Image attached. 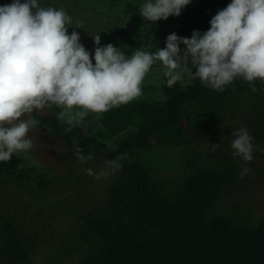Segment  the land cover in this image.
Here are the masks:
<instances>
[{
    "label": "trees",
    "instance_id": "16d2710c",
    "mask_svg": "<svg viewBox=\"0 0 264 264\" xmlns=\"http://www.w3.org/2000/svg\"><path fill=\"white\" fill-rule=\"evenodd\" d=\"M128 2L126 13L136 15L137 5ZM229 3L199 0L182 9L159 30V47L166 46L172 33L186 38L194 30L203 34ZM179 47L183 52L185 46ZM254 83L256 92L242 78L215 91L199 79L168 87L164 77L160 86L144 88L148 97L113 108L99 119L90 114L71 131L58 119L61 109L34 111L40 122L36 128L62 143L73 161V182L64 180L67 190H75L90 176L88 168L107 174L100 179L90 176L100 187L97 203L74 210L65 242L51 247L49 236L41 260L30 255L41 249L38 240L31 242L24 235L23 244L6 248L2 242L17 229L0 223V264H264V212L247 201L253 191L249 171L240 175L243 168L254 166L252 160L234 157L231 149L232 132L249 125L253 151L264 152V84ZM84 121L92 123L97 135L85 129ZM75 145L92 158L77 159ZM173 148L186 155L167 175L152 164V157ZM121 156L126 158L118 161V170L106 167V161ZM3 179L20 186L37 180L38 188L48 182L34 178L14 154L0 161ZM50 248L56 253L50 254Z\"/></svg>",
    "mask_w": 264,
    "mask_h": 264
},
{
    "label": "clouds",
    "instance_id": "9594fccd",
    "mask_svg": "<svg viewBox=\"0 0 264 264\" xmlns=\"http://www.w3.org/2000/svg\"><path fill=\"white\" fill-rule=\"evenodd\" d=\"M189 3L145 0L139 14L151 22L166 20L178 17ZM71 23L62 8L42 6L40 0H13L0 6V161L31 149L27 135L40 123L34 111L61 109L58 119L71 131L90 113L99 119L141 96L143 81L154 65L160 66L168 87L199 79L205 87L223 91L242 78L256 92L254 82L264 84V0H231L212 17L203 34L194 30L186 38L172 33L163 49L155 46L154 50H150V39L131 55L111 43L101 47L97 34L91 56L77 32L68 34ZM231 135L233 156L250 162L253 146L247 129H236ZM212 145L214 151L216 144ZM75 149L80 161L92 158L82 154L78 145ZM124 158L108 160L106 167L118 170V161ZM85 171L97 179L107 174H95L91 168ZM248 171L245 167L240 175Z\"/></svg>",
    "mask_w": 264,
    "mask_h": 264
},
{
    "label": "rangeland",
    "instance_id": "374dc122",
    "mask_svg": "<svg viewBox=\"0 0 264 264\" xmlns=\"http://www.w3.org/2000/svg\"><path fill=\"white\" fill-rule=\"evenodd\" d=\"M128 1L137 5L136 15L126 13ZM12 2L13 0H0V6ZM198 2L199 0H190L183 9L193 7ZM40 3L45 7L62 8L71 17L68 34L77 32L80 43L93 57L96 47L93 37L97 34L100 36L101 47L111 43L121 48L125 55H131L133 50L143 45L147 46L150 39L153 44L150 50H154L155 46L160 48L159 30L172 17L156 22L145 20L139 14L140 6L145 0H40ZM163 79L160 66L154 65L143 81L142 95L134 100L148 97L149 93L144 88L149 85L160 86ZM51 108L39 112L48 113ZM247 126L245 129L248 131ZM84 127L86 130L91 128L92 135H97L92 123L84 121ZM27 138L32 141L31 149L14 155L23 159L25 167L31 170L34 178L42 176L48 182L46 187L38 188L37 180L23 186L10 180H0V223L7 222L13 226L12 229H17V234H10L5 242H1L11 250L15 243L23 244L20 235L26 236L31 242L38 240L36 244H40L41 249L30 255L41 260L48 252L43 242L49 236L48 243L51 247L65 242L63 239L69 235V227L74 221V210L97 203L100 187L94 183L95 178L88 176L75 186V190H67L64 180L73 182L74 174L70 172L73 161L62 143L37 128L31 129ZM108 144L110 147L115 145L113 142ZM185 155L186 152L179 148L161 149L153 153L152 164L158 165L161 171L171 175ZM252 155L254 168H250L248 180L252 182L253 191L248 193L247 201L253 203L258 211L264 212V152L259 151L257 154L255 150ZM51 235L55 237L52 238ZM55 253L50 248V254Z\"/></svg>",
    "mask_w": 264,
    "mask_h": 264
}]
</instances>
